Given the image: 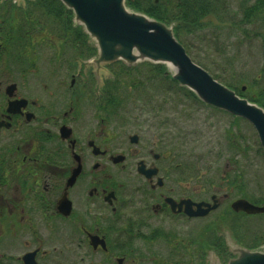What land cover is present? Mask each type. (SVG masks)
<instances>
[{"label": "flooded vegetation", "instance_id": "flooded-vegetation-1", "mask_svg": "<svg viewBox=\"0 0 264 264\" xmlns=\"http://www.w3.org/2000/svg\"><path fill=\"white\" fill-rule=\"evenodd\" d=\"M98 58L65 1L0 0V264H211L213 242H224L216 253L228 264L230 237L263 244L264 232L256 245L237 238L264 212L233 203L264 202L229 181L230 162L215 184L211 169L178 153L189 138L171 109L181 96L166 95L160 78L143 95L117 94L121 77L150 64ZM214 215L230 237L213 238ZM155 242L166 257L148 250Z\"/></svg>", "mask_w": 264, "mask_h": 264}, {"label": "rangeland", "instance_id": "rangeland-1", "mask_svg": "<svg viewBox=\"0 0 264 264\" xmlns=\"http://www.w3.org/2000/svg\"><path fill=\"white\" fill-rule=\"evenodd\" d=\"M230 1V8L232 7L233 10L231 15L227 13L224 15L220 8L222 12L219 11V14L223 15L222 18L220 15L211 14V20L204 22L206 25L204 28L197 26L192 33L186 34V37H188L191 46L188 53L197 64L226 86L232 84L236 88H240L251 82L260 73L264 64V11L259 12L260 16L254 20L256 24L254 22L243 24L239 20L243 17V13L238 8L239 3L243 0ZM232 21L233 23H230ZM147 63L150 65L144 63L121 77L117 94L122 96L143 95L146 93L144 90L147 87L148 79H165L162 73H156V66L163 64ZM163 66L166 76L173 73L172 67ZM137 79L145 82L135 84ZM169 83L173 85L171 81L166 80L165 88L168 87L167 84ZM179 87L184 88L177 83L175 88L170 90L166 88L165 91L166 95L181 96L183 100L179 106L176 105V107L171 108L179 111L178 121L182 133L189 134L187 144L183 145L184 148L178 153L187 160L197 161L202 170L211 169L215 184L220 182L224 167L229 161L232 166L227 174L229 181L231 182L235 178V184L240 191H243L244 195L264 202V153L253 125L247 119L235 117L224 111L198 103L196 100L190 101L188 98L190 95L180 90ZM128 101L130 102L131 99H126V102ZM177 103L178 101L174 100L173 104ZM129 110H125L126 113ZM186 112H190L194 116H184ZM192 116L194 117L193 120ZM236 190L238 189L236 188ZM213 222L214 239H216L218 232H221V236L230 237L228 230L233 227H229L228 223L216 218L215 215ZM243 228L247 230L237 229L235 233L244 244L262 243L253 241L257 232H264V216L255 215L247 218L243 222ZM230 238L231 241L226 242L229 249L244 247L238 245L232 237ZM218 241H222V239L220 238ZM135 245L139 249L147 248V245L142 242H136ZM163 245L164 242H155L148 247V250H152V254H159L164 258L168 255V250L166 247L164 250ZM256 250L264 251V243L259 245ZM211 251L208 255L209 263L221 264L214 247ZM233 253L237 254L236 252ZM84 254L90 255L87 261L95 260L96 254L89 252Z\"/></svg>", "mask_w": 264, "mask_h": 264}, {"label": "water", "instance_id": "water-1", "mask_svg": "<svg viewBox=\"0 0 264 264\" xmlns=\"http://www.w3.org/2000/svg\"><path fill=\"white\" fill-rule=\"evenodd\" d=\"M98 46L97 62L123 61L135 65L142 61L165 64L171 75L205 104L247 119L255 128L264 153V108L239 96L197 64L174 34L173 25L129 10L125 0H63ZM245 89V87H243ZM216 205L213 206L215 208ZM235 210L264 212L246 199L233 203ZM233 250V249H232ZM238 255L228 264H264V251L236 248Z\"/></svg>", "mask_w": 264, "mask_h": 264}, {"label": "trees", "instance_id": "trees-1", "mask_svg": "<svg viewBox=\"0 0 264 264\" xmlns=\"http://www.w3.org/2000/svg\"><path fill=\"white\" fill-rule=\"evenodd\" d=\"M126 4L127 7L133 11L144 13L167 25H173L175 36L181 43H183L187 52L188 50H191V46L186 34L192 33L193 29L197 26H199V28H204L206 26L204 22L211 20V14L214 16L220 15L222 18L223 15L219 14V11L222 12L223 10L222 13H224V15L225 13L231 15V12L233 11L232 7L230 8V0H127ZM55 7L56 9L58 8L56 5ZM238 8L243 13V17L239 19L241 21L240 23L251 24L254 22V24H256L254 20L260 16L259 12L264 11V0H243L239 3ZM56 14H58V11H56ZM230 23H233V21ZM72 25L73 24L70 20L68 28L72 29ZM81 29L78 28L76 30L81 32L83 31ZM86 46L90 47L88 44ZM122 66L126 69L125 65ZM163 71H165L163 65L156 66L157 74H161ZM163 76L165 80L173 82V85L170 83V85L167 84V89L170 90L176 87L177 81L173 79L171 75ZM219 77L222 78V76ZM227 85L234 88L239 95L248 98L251 102H255L264 108V64L260 69V73L255 76L251 82L245 84V90L243 89V86L236 88L232 84ZM179 89L185 91V93L190 96H194L198 103H202L194 92L181 87H179ZM223 244L224 242H213V247L217 252H220L223 249Z\"/></svg>", "mask_w": 264, "mask_h": 264}]
</instances>
